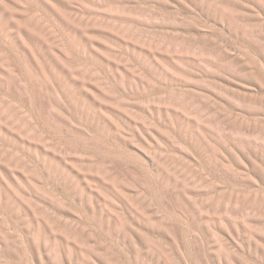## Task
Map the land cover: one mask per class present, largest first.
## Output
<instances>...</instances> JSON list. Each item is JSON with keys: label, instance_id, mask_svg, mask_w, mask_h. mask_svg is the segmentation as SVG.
<instances>
[{"label": "rangeland", "instance_id": "obj_1", "mask_svg": "<svg viewBox=\"0 0 264 264\" xmlns=\"http://www.w3.org/2000/svg\"><path fill=\"white\" fill-rule=\"evenodd\" d=\"M0 264H264V0H0Z\"/></svg>", "mask_w": 264, "mask_h": 264}]
</instances>
